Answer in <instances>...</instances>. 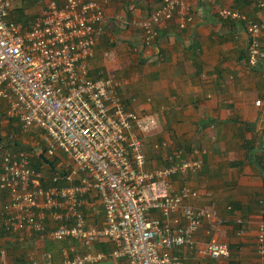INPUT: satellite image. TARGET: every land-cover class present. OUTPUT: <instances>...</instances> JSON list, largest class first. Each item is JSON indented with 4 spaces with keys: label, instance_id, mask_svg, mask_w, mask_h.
I'll return each instance as SVG.
<instances>
[{
    "label": "built area",
    "instance_id": "2783aa9c",
    "mask_svg": "<svg viewBox=\"0 0 264 264\" xmlns=\"http://www.w3.org/2000/svg\"><path fill=\"white\" fill-rule=\"evenodd\" d=\"M24 1L0 0V101L7 103L6 117L17 121L22 132L44 133L48 156L62 151L71 158L74 168L67 180L80 178L78 184L59 186L62 176L56 174L43 188L41 172L31 166L30 155L0 144V189L9 197L3 206L4 228L34 231L55 241L75 239L86 250L57 263L46 259L27 264H182L174 249L194 248L195 234L216 221L218 213L209 206H194L191 201L200 194L190 185L172 188L174 177L201 169L200 151L188 159L181 149L167 153L170 146L163 141L156 147L166 151L167 165L147 169L144 141L156 129V119L126 109L119 82L90 77L89 60L105 31L103 2L110 0H64L61 5L48 1L28 26L9 19ZM204 1L217 19L243 23L247 63L257 66L264 57V19H248L222 0ZM258 6L264 10L263 2ZM176 14L180 28L192 23L188 0H162L146 18L116 14L114 20L140 30V46L150 48L157 41V27ZM255 104L260 106L261 101ZM92 191L103 206L101 228L87 227L81 210L84 195ZM41 206L51 211L59 224L56 229L48 230L36 215ZM261 206L263 214L264 202ZM236 223L242 226L243 221ZM210 232L205 230L206 235ZM102 240L113 245L109 254L91 251ZM254 251L258 264H264V221L258 225ZM199 252L215 262L230 256L229 246L212 238Z\"/></svg>",
    "mask_w": 264,
    "mask_h": 264
},
{
    "label": "crops",
    "instance_id": "0c3cea01",
    "mask_svg": "<svg viewBox=\"0 0 264 264\" xmlns=\"http://www.w3.org/2000/svg\"><path fill=\"white\" fill-rule=\"evenodd\" d=\"M43 1L46 6L48 1L61 5L64 0ZM161 1L103 2L105 31L89 60L90 77L119 82L118 94L126 109L156 119V129L144 141L147 169L166 166V151L171 153V148L183 150L188 159L195 158V150L200 151L201 169L174 177L172 188L177 191L184 184L190 185L200 194L192 204L209 206L218 216L195 234L194 248L174 249L182 264H258L255 239L258 225L264 221V57L257 66L250 67L243 23L217 19L214 9L204 0H188L193 21L185 28H180L177 14L161 23L157 27L158 39L150 48L140 46V30L114 20L116 14L128 19L146 18ZM259 2L264 0H222L223 5L255 21L264 19ZM261 40L264 49V35ZM257 100L260 106L255 104ZM6 110L7 103L0 101V133L4 126L18 131L20 124L8 119ZM6 135L0 137L3 148H28L25 144L29 141L23 136L20 142H1L14 136ZM163 141L170 146L166 151L156 147ZM44 147L38 152L34 148V155H30L31 166H38L41 172L43 188L50 186L56 174L62 176L59 186L78 184L79 175L66 179L74 168L71 158L62 151L48 156L45 141ZM83 199L81 210L87 227L101 228L104 213L99 196L92 191ZM8 201V193L0 189V264L46 259L57 263L86 252L75 239L55 241L34 231H6L2 213ZM35 213L48 230L58 227L50 210L41 206ZM152 215L160 217L156 211ZM237 220L243 221L242 226ZM208 228L211 232L206 235ZM240 229L242 234H237ZM211 238L229 246L228 258L215 262L200 254L204 242ZM112 249L109 241L102 240L95 242L91 251L109 254Z\"/></svg>",
    "mask_w": 264,
    "mask_h": 264
},
{
    "label": "rangeland",
    "instance_id": "374dc122",
    "mask_svg": "<svg viewBox=\"0 0 264 264\" xmlns=\"http://www.w3.org/2000/svg\"><path fill=\"white\" fill-rule=\"evenodd\" d=\"M45 7V1L43 0H27L24 3L16 6L9 14V19H17V16H19L20 12H21V22L22 24L28 26L30 25V23L39 18L42 11L44 10ZM7 129V130H6ZM21 129V128H20ZM18 128V131H16L15 129H11V128H6L4 126V128H1V133L4 134L5 136H2L0 133V137L5 138L7 135L6 134H13V137H7L6 139H4V143H14V141L20 142L21 140V136H23L25 138V140L29 141L27 144H25L26 147H16V146H12L14 149L16 150H21V151H25L26 153H28L29 155H31V157L34 155L35 151L33 150L34 148H37V151H43L45 150L44 147V133L40 130H33V131H29V132H21ZM34 142V146L31 144ZM2 145V143H0ZM18 148V149H17ZM50 160H52V158H50Z\"/></svg>",
    "mask_w": 264,
    "mask_h": 264
},
{
    "label": "trees",
    "instance_id": "16d2710c",
    "mask_svg": "<svg viewBox=\"0 0 264 264\" xmlns=\"http://www.w3.org/2000/svg\"><path fill=\"white\" fill-rule=\"evenodd\" d=\"M12 20H13V19H12ZM14 21H16V22H21V12H20L19 16H17V19H16V20L14 19ZM33 22H34V20H33L31 23H33ZM31 23H30V24H31ZM157 39H158V38H157ZM44 154H45V152H44ZM37 158H38V157H37ZM44 160H46V159L44 158L43 161H44ZM39 161H41L40 158H38V162H39ZM43 161H42V162H43ZM36 170L39 171L38 166H37Z\"/></svg>",
    "mask_w": 264,
    "mask_h": 264
},
{
    "label": "water",
    "instance_id": "95a60500",
    "mask_svg": "<svg viewBox=\"0 0 264 264\" xmlns=\"http://www.w3.org/2000/svg\"><path fill=\"white\" fill-rule=\"evenodd\" d=\"M97 264H114V263L111 261H106V262H101V263H97Z\"/></svg>",
    "mask_w": 264,
    "mask_h": 264
}]
</instances>
